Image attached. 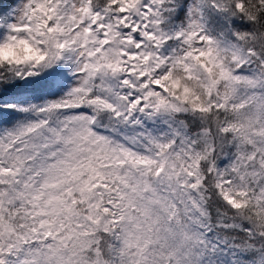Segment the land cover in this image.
<instances>
[{
  "label": "snow or ice",
  "instance_id": "obj_1",
  "mask_svg": "<svg viewBox=\"0 0 264 264\" xmlns=\"http://www.w3.org/2000/svg\"><path fill=\"white\" fill-rule=\"evenodd\" d=\"M0 264H264V0H0Z\"/></svg>",
  "mask_w": 264,
  "mask_h": 264
}]
</instances>
